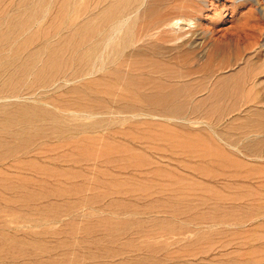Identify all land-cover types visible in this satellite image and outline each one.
Wrapping results in <instances>:
<instances>
[{"label":"rangeland","instance_id":"374dc122","mask_svg":"<svg viewBox=\"0 0 264 264\" xmlns=\"http://www.w3.org/2000/svg\"><path fill=\"white\" fill-rule=\"evenodd\" d=\"M0 264H264V0H0Z\"/></svg>","mask_w":264,"mask_h":264}]
</instances>
